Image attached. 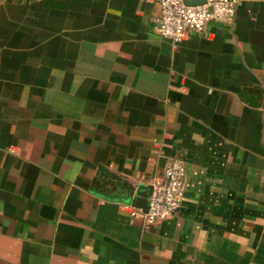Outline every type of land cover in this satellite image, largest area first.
Wrapping results in <instances>:
<instances>
[{"label":"crops","instance_id":"crops-1","mask_svg":"<svg viewBox=\"0 0 264 264\" xmlns=\"http://www.w3.org/2000/svg\"><path fill=\"white\" fill-rule=\"evenodd\" d=\"M151 0H0V264H264V0L172 44ZM179 208L129 223L166 162Z\"/></svg>","mask_w":264,"mask_h":264},{"label":"built area","instance_id":"built-area-1","mask_svg":"<svg viewBox=\"0 0 264 264\" xmlns=\"http://www.w3.org/2000/svg\"><path fill=\"white\" fill-rule=\"evenodd\" d=\"M158 6V14L151 17L158 35L172 44L180 41L184 32H200L209 22H230L237 0H205L187 5L183 0H151ZM184 163L179 159L166 162L161 177L150 184L146 207L130 208L128 222L139 219V226L147 230L154 223L169 217L179 206L182 197Z\"/></svg>","mask_w":264,"mask_h":264},{"label":"water","instance_id":"water-1","mask_svg":"<svg viewBox=\"0 0 264 264\" xmlns=\"http://www.w3.org/2000/svg\"><path fill=\"white\" fill-rule=\"evenodd\" d=\"M205 0H183V2L187 5H197V4H201L203 3ZM150 192V191H149ZM134 205H137L138 207H141L142 210L145 209L146 207V202L144 203V201L141 203V202H138L136 201L134 203Z\"/></svg>","mask_w":264,"mask_h":264}]
</instances>
